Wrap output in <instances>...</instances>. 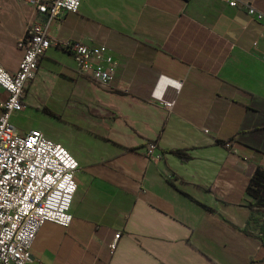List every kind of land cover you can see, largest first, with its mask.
<instances>
[{"label": "crops", "instance_id": "0c3cea01", "mask_svg": "<svg viewBox=\"0 0 264 264\" xmlns=\"http://www.w3.org/2000/svg\"><path fill=\"white\" fill-rule=\"evenodd\" d=\"M237 1L264 15V0ZM30 21L57 42L100 49L81 72L51 45L10 118L79 165L72 221L42 224L31 264H264V208L246 193L264 169V18L225 0H80L77 12L48 19L25 0H0L10 72ZM95 65L114 67L110 82L91 78ZM6 95L0 88V102Z\"/></svg>", "mask_w": 264, "mask_h": 264}, {"label": "built area", "instance_id": "2783aa9c", "mask_svg": "<svg viewBox=\"0 0 264 264\" xmlns=\"http://www.w3.org/2000/svg\"><path fill=\"white\" fill-rule=\"evenodd\" d=\"M37 13L48 19L68 12H77L80 0H25ZM231 6L241 5L256 20L264 15L250 4L225 0ZM69 50L79 70L90 69L91 57L100 49L80 40L57 42L49 35L47 24L30 21L18 47L23 56L15 72L6 70L0 62V88L6 98L0 102V264H31V247L39 228L45 222L67 227L72 221L71 205L76 191V158L61 143L45 136L39 129L25 133L15 131L11 115L24 107L28 82L33 78L39 60L51 45ZM105 60L111 61L106 55ZM114 67L103 69L95 65L91 78L107 84ZM172 109L171 102L161 103ZM224 145L233 151L229 142ZM154 142H148L145 154L153 157ZM114 243L111 245V249Z\"/></svg>", "mask_w": 264, "mask_h": 264}, {"label": "trees", "instance_id": "16d2710c", "mask_svg": "<svg viewBox=\"0 0 264 264\" xmlns=\"http://www.w3.org/2000/svg\"><path fill=\"white\" fill-rule=\"evenodd\" d=\"M167 152H171L176 155L181 160H187L190 155L181 149H168ZM246 193L248 197L252 199L251 207H256L257 209L264 208V169L257 167L252 175L250 176ZM261 236L260 240L264 245V223L260 227Z\"/></svg>", "mask_w": 264, "mask_h": 264}]
</instances>
